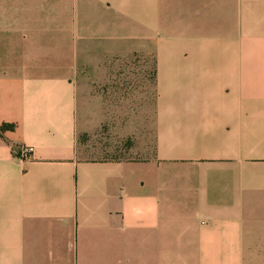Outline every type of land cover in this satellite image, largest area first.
I'll return each instance as SVG.
<instances>
[{
    "label": "crops",
    "instance_id": "crops-1",
    "mask_svg": "<svg viewBox=\"0 0 264 264\" xmlns=\"http://www.w3.org/2000/svg\"><path fill=\"white\" fill-rule=\"evenodd\" d=\"M125 79L152 156L84 158ZM0 264H264V0H0Z\"/></svg>",
    "mask_w": 264,
    "mask_h": 264
},
{
    "label": "rangeland",
    "instance_id": "rangeland-1",
    "mask_svg": "<svg viewBox=\"0 0 264 264\" xmlns=\"http://www.w3.org/2000/svg\"><path fill=\"white\" fill-rule=\"evenodd\" d=\"M143 61L137 54L115 63L111 77H143ZM152 65L147 67L148 75L153 74ZM82 83L89 85V73L84 72ZM151 77V76H150ZM112 84L113 95L109 108L108 120L95 131L79 135L78 145L84 158L87 159H145L153 154V134L144 126L151 121V115L137 112L138 105L147 103L145 98H138L132 82L125 79L122 84ZM129 94V97H128ZM145 94V91L142 95ZM106 95V93H105ZM121 95H125L122 97ZM130 105L129 107L126 105ZM143 110H146L144 107ZM136 111V112H135ZM122 112V113H121Z\"/></svg>",
    "mask_w": 264,
    "mask_h": 264
},
{
    "label": "built area",
    "instance_id": "built-area-1",
    "mask_svg": "<svg viewBox=\"0 0 264 264\" xmlns=\"http://www.w3.org/2000/svg\"><path fill=\"white\" fill-rule=\"evenodd\" d=\"M33 153V149L30 147H22L19 150V155L25 159L31 158Z\"/></svg>",
    "mask_w": 264,
    "mask_h": 264
},
{
    "label": "trees",
    "instance_id": "trees-1",
    "mask_svg": "<svg viewBox=\"0 0 264 264\" xmlns=\"http://www.w3.org/2000/svg\"><path fill=\"white\" fill-rule=\"evenodd\" d=\"M3 128H6V129H12L13 126H12V125H5Z\"/></svg>",
    "mask_w": 264,
    "mask_h": 264
}]
</instances>
